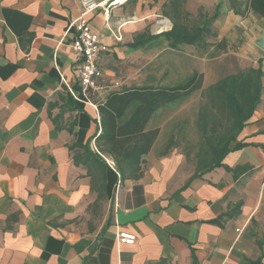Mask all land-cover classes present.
<instances>
[{"label":"crops","instance_id":"0c3cea01","mask_svg":"<svg viewBox=\"0 0 264 264\" xmlns=\"http://www.w3.org/2000/svg\"><path fill=\"white\" fill-rule=\"evenodd\" d=\"M96 1L110 5L107 15L89 16L106 47L99 67L107 83L123 85L92 101L122 89L177 87L198 72L189 71L193 46L175 50L160 38L130 47L163 17L164 0ZM81 12V0H0V264H264V50L262 31L248 20L259 17L224 11L213 25L212 50L232 45L242 71L262 61L260 102L223 160L244 173L235 179L221 167L193 180L196 167L187 173L185 156L168 146L160 112L148 124L159 136L134 181L121 180L111 158L103 156L109 168L74 161L101 131L74 60L71 25ZM198 73L208 87L217 83ZM237 205V215L214 223ZM120 233L134 234L135 244H121Z\"/></svg>","mask_w":264,"mask_h":264},{"label":"trees","instance_id":"16d2710c","mask_svg":"<svg viewBox=\"0 0 264 264\" xmlns=\"http://www.w3.org/2000/svg\"><path fill=\"white\" fill-rule=\"evenodd\" d=\"M188 1H165L161 8L162 15L172 23V29L157 35H150L147 31L135 39L131 49H144L160 38L175 50L182 46L207 47V39L216 36L213 25L222 14V4L215 7L212 16L203 17L200 24L190 28L186 24L189 12L185 6ZM229 1L230 10L236 15L245 16L251 12L264 19V0ZM155 28L158 32L162 31L158 26ZM262 74L260 61L257 69L227 75L205 90L207 104L199 111L202 145L197 154L193 180L221 167L232 172L235 179L244 173L240 169L225 167L223 160L232 151L231 144L236 141L260 102ZM203 83V74L195 72L185 84L173 88H129L110 93L104 102L97 104L101 130L95 140L97 150L90 148V143L82 145L84 153L75 155V164L88 167L90 163H97L108 167L103 156L108 157L121 180L138 181L143 174V158L151 152L160 132L159 129H148L152 117L165 106L181 105L183 100L201 90ZM74 148L77 149L78 145L70 149ZM240 209L241 205L235 206L214 223L220 224L222 220L234 217Z\"/></svg>","mask_w":264,"mask_h":264},{"label":"rangeland","instance_id":"374dc122","mask_svg":"<svg viewBox=\"0 0 264 264\" xmlns=\"http://www.w3.org/2000/svg\"><path fill=\"white\" fill-rule=\"evenodd\" d=\"M224 1L225 2L221 3L222 14L224 13V11H230V1ZM239 1L246 2L247 0ZM216 6L217 3H213V1L211 0H208L206 2H202L201 0H189L185 6V9L189 12V18L186 21V24L190 28L195 27L202 22L203 17L212 16L214 14ZM109 7L110 5L106 6V8ZM240 9L242 10V8ZM161 13L162 9L158 14L161 15ZM249 13L251 12L246 13L245 16L248 17ZM155 19L156 20L152 21L146 29L154 34H158V31H156L154 27L158 26L159 29H162L160 26V21L166 19V17H156ZM167 20L169 21L168 18ZM248 20L251 21V25L255 24L259 28V30L262 31L258 39L260 40L264 32V19L259 17V19L253 21L249 17ZM165 22L166 21H164V23ZM171 29L172 25L167 31H170ZM115 33H117V35L119 36L118 32ZM215 38L216 36L209 37L207 39V47H195L193 51L188 50V52L186 53L189 58V71L195 68L198 70V72H204L205 75H207V77L209 78L210 83L218 82L227 75L236 74L242 71L235 64H233V55L231 54V50L233 49L232 45L229 50L227 48L228 45L225 43H223V47H220V49L212 50L214 42H216ZM227 40V42H230L231 44V40L229 38H227ZM195 57H198V61L196 63L194 62V64L192 65V62L190 60H193V58ZM217 66H219L218 69L216 68ZM172 86L173 84L170 85V87ZM207 88V84L205 85L203 83V88L199 91L194 92L187 99L183 100L181 105H168L162 108L158 113H156L159 114L161 112L160 114H166V117H164L165 119L163 118L161 120L165 125L167 138L169 137L167 144L168 146L170 144L174 145V148L172 149H176V151L185 156V168L187 173H191L192 171H194V167H196L197 165V154L202 145L199 130V111L203 106L207 104V97L205 96V90ZM93 103L95 102L93 101ZM95 104L97 105V103ZM169 149L170 148H162L160 149V151H169Z\"/></svg>","mask_w":264,"mask_h":264},{"label":"built area","instance_id":"2783aa9c","mask_svg":"<svg viewBox=\"0 0 264 264\" xmlns=\"http://www.w3.org/2000/svg\"><path fill=\"white\" fill-rule=\"evenodd\" d=\"M106 5L107 3L105 1L97 2L96 0H81V15L71 25V28H74L76 32L73 44V54L77 65V73L82 95L85 100L95 108H97V105L94 104L91 99L94 93L119 90L123 85L121 82L109 84L104 79L98 62L101 54L106 51V47L103 46L100 35L92 30L89 22V16L99 9H102L107 15L109 12H107ZM164 21H166L165 23H168L169 28L165 30L163 29V31H167L172 24L167 19L160 21L161 24H164ZM114 36L117 40H120L117 33H115ZM70 92L76 100H79L77 95L71 90ZM94 149H96V146H94ZM110 165L114 169V163L111 162ZM117 175L120 177L118 173ZM118 238L121 244L127 245H134L137 239L134 234L129 233H120Z\"/></svg>","mask_w":264,"mask_h":264},{"label":"water","instance_id":"95a60500","mask_svg":"<svg viewBox=\"0 0 264 264\" xmlns=\"http://www.w3.org/2000/svg\"><path fill=\"white\" fill-rule=\"evenodd\" d=\"M257 44L264 50V32H263L262 38L257 41Z\"/></svg>","mask_w":264,"mask_h":264},{"label":"bare ground","instance_id":"6f19581e","mask_svg":"<svg viewBox=\"0 0 264 264\" xmlns=\"http://www.w3.org/2000/svg\"><path fill=\"white\" fill-rule=\"evenodd\" d=\"M123 2H124V0H118V3H121V4H123ZM160 25H161V24H160ZM164 25H165L167 28H166ZM164 25H163L164 27H161L162 29H164V30H165V28H166V29H168V28H169V25H168V23H165ZM161 26H162V25H161Z\"/></svg>","mask_w":264,"mask_h":264}]
</instances>
